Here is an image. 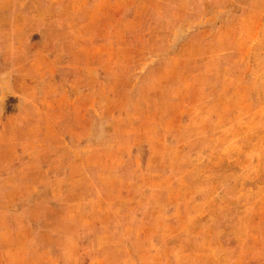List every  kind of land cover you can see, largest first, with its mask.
Segmentation results:
<instances>
[{"label":"rangeland","instance_id":"rangeland-1","mask_svg":"<svg viewBox=\"0 0 264 264\" xmlns=\"http://www.w3.org/2000/svg\"><path fill=\"white\" fill-rule=\"evenodd\" d=\"M0 264H264V0H0Z\"/></svg>","mask_w":264,"mask_h":264}]
</instances>
